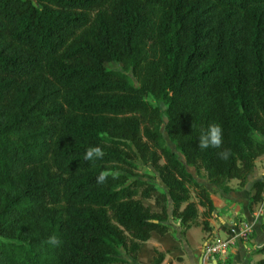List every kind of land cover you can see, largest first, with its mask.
Segmentation results:
<instances>
[{
	"label": "trees",
	"instance_id": "trees-1",
	"mask_svg": "<svg viewBox=\"0 0 264 264\" xmlns=\"http://www.w3.org/2000/svg\"><path fill=\"white\" fill-rule=\"evenodd\" d=\"M35 1L0 0V264H126L120 250L135 260L170 217L184 233L201 215L210 235L196 176L228 193L264 155V0ZM212 123L223 144L199 149ZM129 143L165 192L129 179ZM97 145L103 158L86 161ZM263 193L264 177L250 211Z\"/></svg>",
	"mask_w": 264,
	"mask_h": 264
},
{
	"label": "crops",
	"instance_id": "crops-1",
	"mask_svg": "<svg viewBox=\"0 0 264 264\" xmlns=\"http://www.w3.org/2000/svg\"><path fill=\"white\" fill-rule=\"evenodd\" d=\"M263 177L264 155L256 159L254 171L249 175L243 187L236 186L237 181L234 179L229 183L232 190L228 193L217 191L216 187L212 184L207 183L205 185L211 193L210 196L214 205V211L208 218L211 227L210 235L201 229L202 237H204L201 248L195 241L193 246H187L186 250L182 247L184 253L182 255L183 260H181V264H199V260L197 263L195 261L196 251L200 248L199 253L201 254L204 243L209 236L220 237L218 232L222 231L225 232V237H227L228 227L231 222L252 220V211L248 208L251 185L254 181ZM215 189L216 191H214ZM198 228L200 229V227ZM262 246H264V219L262 222L259 221L255 224L254 232L248 242L247 249H245L244 245L237 239L227 256L218 257L216 255L214 256L215 258L212 256H204L202 264H255L264 257V253H259L257 251V249ZM185 259H187V262Z\"/></svg>",
	"mask_w": 264,
	"mask_h": 264
},
{
	"label": "rangeland",
	"instance_id": "rangeland-1",
	"mask_svg": "<svg viewBox=\"0 0 264 264\" xmlns=\"http://www.w3.org/2000/svg\"><path fill=\"white\" fill-rule=\"evenodd\" d=\"M33 2L36 3L35 0H33ZM120 66L121 65L119 63H114V62H110L107 64V67L111 69H120ZM129 74L131 75V73ZM131 77L134 83L137 84L136 79L132 75ZM162 119H163V124H165L166 118L163 116ZM161 132L163 134L165 143L171 148L172 151L177 153L180 160L184 161L183 156L176 150L174 144L171 142L170 138L166 134L164 126H161ZM124 150H125L126 159L129 162H131V164H133V166L132 165L125 166V168H128L131 172L129 173V172L124 171L125 173L129 174L130 176L129 179L131 181L137 180V179L153 181L156 184V186L159 187V189L165 192V187L161 183L154 168L149 163L144 162V160L141 158V155L138 152V150L135 148V146L129 143V146H124ZM187 169L190 170L192 174L196 175L195 169L193 167L187 166ZM196 178L200 182H202L204 185L207 184L205 179L202 177V172L200 173V176L199 177L196 176ZM237 185H238V181H237L236 186ZM214 191H216V189ZM195 195H196L195 192L191 191V200L196 201ZM255 209H256V206L254 207L253 210ZM201 210L202 208L199 207V211ZM263 219H264V216L262 220ZM200 222H201V215H199L197 218V225H192L190 229L182 233L183 228L179 225V221L170 217L169 220L167 221V223L170 226L168 230L169 232H167L164 236H162L161 239H158L157 236H153L152 239H150L147 243L144 244V250L141 252L143 253L142 255L139 252L136 259L134 260L128 254H126L123 250H120V256L127 260L126 264H152V259L156 258L158 253L161 252L164 254V259L162 263L160 264H181L182 261L177 262V259H175L171 254H169L167 250L170 247V244H172V242H175L174 241L175 239L179 241V243L181 244V247H183L185 250L187 249V246H190V247L193 246L194 241L197 242V244L201 248V243L204 237H202V233H201L202 227H201ZM198 227H200V229ZM171 234L174 236V238H172ZM218 235L220 236V238H224L226 236L225 232H222V231H219ZM200 248L196 251V257H195L196 263L200 257V253H199ZM185 260L187 262V259Z\"/></svg>",
	"mask_w": 264,
	"mask_h": 264
},
{
	"label": "built area",
	"instance_id": "built-area-1",
	"mask_svg": "<svg viewBox=\"0 0 264 264\" xmlns=\"http://www.w3.org/2000/svg\"><path fill=\"white\" fill-rule=\"evenodd\" d=\"M264 216V199L261 204L252 212L251 221H233L228 227L227 237L220 238L216 236H210L204 244V252L207 256L225 257L227 256L235 241L238 239L244 247L248 248V242L250 241L254 232L255 224L262 220Z\"/></svg>",
	"mask_w": 264,
	"mask_h": 264
},
{
	"label": "clouds",
	"instance_id": "clouds-1",
	"mask_svg": "<svg viewBox=\"0 0 264 264\" xmlns=\"http://www.w3.org/2000/svg\"><path fill=\"white\" fill-rule=\"evenodd\" d=\"M222 144H223V130H222V126L219 123L210 124L207 131L201 132L199 136V149H207L209 147L221 148ZM218 155L221 160H227L230 155V150L223 149ZM103 156H104V151L100 146L98 145L90 146L86 149L84 159L86 161H93L97 158H103ZM106 179H107V173L101 172L97 177V182L103 183L105 182ZM263 199H264V193H263ZM261 202L258 205H260ZM258 205L256 206V208L258 207ZM47 243L52 246H59L62 243V241L57 236L52 235L49 236ZM202 252H203V258L204 256H207L204 252V246Z\"/></svg>",
	"mask_w": 264,
	"mask_h": 264
},
{
	"label": "water",
	"instance_id": "water-1",
	"mask_svg": "<svg viewBox=\"0 0 264 264\" xmlns=\"http://www.w3.org/2000/svg\"><path fill=\"white\" fill-rule=\"evenodd\" d=\"M203 261V252H201L200 257H199V264H202Z\"/></svg>",
	"mask_w": 264,
	"mask_h": 264
}]
</instances>
